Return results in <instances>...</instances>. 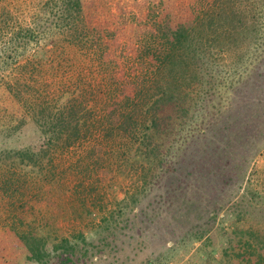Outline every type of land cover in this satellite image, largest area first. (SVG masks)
<instances>
[{
    "label": "trees",
    "instance_id": "16d2710c",
    "mask_svg": "<svg viewBox=\"0 0 264 264\" xmlns=\"http://www.w3.org/2000/svg\"><path fill=\"white\" fill-rule=\"evenodd\" d=\"M0 11V71L15 68L18 75L7 89L22 101L42 139L39 148L0 150V191L10 199L12 230L33 264H75L87 258L89 247L97 253L111 248L109 238L129 225L127 210L185 170L183 182L200 180L192 189L200 196H228L233 183L247 181L229 208L236 226L228 247L238 241L240 249L226 251L224 259L264 264V194L251 188L248 178L252 160L264 148V0H212L198 7L191 23L172 27L155 22L138 57L153 67L151 76L133 94L119 98L112 84L90 76L92 68L73 60L72 74L62 86L54 89L40 80L45 58L32 45L42 37L51 41L54 52L66 42L91 59L104 53V39L90 48L94 37L80 21L82 0H46L31 26H17L12 15ZM60 53L64 57L65 49ZM23 95L28 97L23 100ZM249 147L252 154L238 152ZM187 160L192 170L183 168ZM101 171L110 177L105 184ZM33 173L58 191H70L73 220L83 224L59 236L57 244L40 230L41 213L29 223L15 214L43 196L42 188L33 190ZM119 176L131 184L123 198L111 199L109 191ZM248 217L256 219V228L242 225ZM204 233L186 235L194 241ZM94 237L99 245L94 246Z\"/></svg>",
    "mask_w": 264,
    "mask_h": 264
},
{
    "label": "rangeland",
    "instance_id": "374dc122",
    "mask_svg": "<svg viewBox=\"0 0 264 264\" xmlns=\"http://www.w3.org/2000/svg\"><path fill=\"white\" fill-rule=\"evenodd\" d=\"M45 1L0 0V7L12 15L13 23L17 26H31L33 17L41 14ZM208 1L212 0H82L80 21L83 26L90 28V34L94 37L93 43H89L94 46L90 48L95 50L100 40L104 39L107 45L104 53L100 50V57L91 59L86 53L75 51L74 47L66 42L61 43L63 40L58 43H64V47L59 46L58 52H54L51 41L42 37L32 45L34 50L40 47L38 56L45 58V72L40 80L42 84L52 83L54 89L62 86L72 74L70 61L73 60L75 63L71 64L92 68L93 72H88L90 76L94 75L93 77L112 84L113 88H116L118 98L122 94H133L136 86L143 78L151 76L153 70L148 62L138 60L145 50L148 32L153 31V24L157 22L162 26L171 24L174 27L191 23L198 7ZM64 49L65 58L63 53H60ZM14 69L0 71V150L39 148L42 139L37 127L27 116L22 101L16 99L7 89V82L18 75ZM251 95L259 101L257 92ZM26 97L28 96L23 95V100ZM112 108L119 113L116 104ZM253 151V147L238 150L239 153L248 155ZM74 159L76 156L69 158L70 161ZM193 167L189 160L183 166L188 170ZM184 172L172 174L166 183L163 181L160 188L143 199L132 212L127 210L129 225L109 238L111 248L97 253V249L89 247V255L93 253L92 256L88 255L75 264H145L148 261L152 264H228L224 259L226 251L229 250L230 254L233 249H240L238 241L233 242L234 248L228 247V239L234 236L231 232L236 226V216L232 215L234 213L230 212L229 208L244 192L247 181L242 186L241 183H233L231 190L227 192L228 196L225 192L215 193L212 197L206 194L200 196L196 190L192 191L200 180L196 181V177H191L183 182L186 170ZM33 174V190L40 191L42 188L43 196L32 199L25 210L19 208L15 214L29 223L33 214L41 213L39 218L44 226L40 230L46 234L50 233V242L57 244L59 236L70 235L72 229L81 223L73 220L70 191L66 194L58 191V187L48 185L39 174ZM99 176L103 184L110 180L109 175L102 171ZM248 178L251 183L249 186L264 194V148L252 160ZM115 181L117 182L112 189L108 187L110 198L116 196L120 200L131 180L119 176ZM179 185L181 187H178ZM178 188L181 192L176 193ZM204 190L207 191V188ZM43 192L47 194L44 195ZM9 200L4 191H0V264H33L24 244L12 230L13 213L10 211ZM162 201L164 203H161ZM212 215L215 217L213 220ZM255 220L250 221L248 217L242 225L256 228ZM46 225L48 227H45ZM91 227L93 226L91 225L90 229ZM197 230L205 232L201 240L193 241L186 235ZM94 240V246L100 244L96 237ZM234 260L236 262V259ZM238 262L237 260L236 264Z\"/></svg>",
    "mask_w": 264,
    "mask_h": 264
}]
</instances>
